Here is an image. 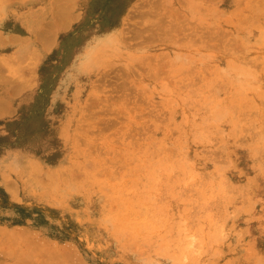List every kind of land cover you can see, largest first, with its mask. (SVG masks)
<instances>
[{"label":"rangeland","instance_id":"obj_1","mask_svg":"<svg viewBox=\"0 0 264 264\" xmlns=\"http://www.w3.org/2000/svg\"><path fill=\"white\" fill-rule=\"evenodd\" d=\"M0 264H264V0H0Z\"/></svg>","mask_w":264,"mask_h":264},{"label":"bare ground","instance_id":"obj_2","mask_svg":"<svg viewBox=\"0 0 264 264\" xmlns=\"http://www.w3.org/2000/svg\"><path fill=\"white\" fill-rule=\"evenodd\" d=\"M253 89V88H252ZM220 108V107H219ZM225 108V107H224ZM216 110H217V108H216ZM222 112V111H221ZM216 115V114H215ZM230 120H231V118H230ZM234 120V119H233ZM235 125V124H234ZM256 182H257V180H256Z\"/></svg>","mask_w":264,"mask_h":264}]
</instances>
